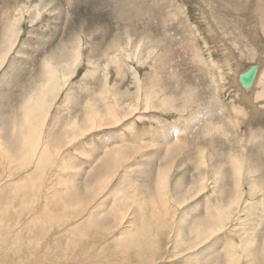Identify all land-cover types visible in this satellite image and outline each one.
Listing matches in <instances>:
<instances>
[{"label": "rangeland", "instance_id": "rangeland-1", "mask_svg": "<svg viewBox=\"0 0 264 264\" xmlns=\"http://www.w3.org/2000/svg\"><path fill=\"white\" fill-rule=\"evenodd\" d=\"M210 1L214 3L210 8L216 22L207 12L206 0H0V139L18 135L15 132L23 123L26 99H43L38 114H44L45 120L37 119V130L44 143L37 139L30 145L26 163L18 162L20 158L12 152L6 158L0 157V264H264V206H261L264 135L261 148L247 147L250 162L244 168V183L238 181L243 196L237 199L236 181L227 154L239 152L237 144L241 140L259 137L264 117L242 119L240 129L236 127L235 92L229 88V77L225 74L222 79L212 64L215 60L223 62L226 53L233 54L234 66L240 60L252 62L258 49H264V33L258 29L256 14L259 0H225L228 8L219 0ZM261 21H264L263 16ZM219 33L221 38L217 39ZM144 43L148 45L142 47ZM148 47L154 55L148 53ZM76 53L80 60L67 68L71 60L65 56ZM50 59L58 73L67 71L72 77L67 82L60 81L56 94L45 98L38 87L49 73ZM208 67H214V71ZM211 72L219 78L217 83L212 81ZM138 79L143 89L153 88L160 96H172L170 110L143 112L141 97L133 94L136 90L133 81ZM70 92L72 103L66 107L63 100ZM112 95H120L118 100L122 105L115 113L104 107L106 102L112 108ZM89 101H99L104 110L97 127L90 131L92 142L89 136L73 142L66 138V124L83 120L92 111L86 107ZM190 114L193 116L188 118ZM55 116H59V121H53ZM161 132L164 134L159 136ZM86 140L105 154L106 166L111 168L115 178L103 187L110 196L100 195L96 198L97 204L93 199L81 205L82 209H69L67 215L64 201L54 196L61 189L57 181L62 177L67 181L75 174L77 170H71L70 165L80 157L77 150ZM148 143L155 147L146 148ZM170 143L173 145L168 147ZM181 143L185 147L178 146ZM35 144L48 145L50 151L64 147L66 155L63 158L43 155L42 168L37 166L34 171L33 166L27 165L33 161ZM194 145L212 150L202 165L204 173H208L210 165L216 161L226 166V173L218 179H210L209 189L200 183L204 173L200 175L202 167L197 163L198 149ZM125 146H131L128 152ZM173 147H178L180 153L168 155ZM214 151L220 155L219 159L212 155ZM155 152L159 154L158 160H154ZM164 157L177 162L175 173L168 178L170 192L166 190L165 209L154 211L152 218L146 216V221L131 217L121 226L112 224L108 230L87 225L92 221L89 213L95 207L97 211V207L106 205L114 212L131 210L132 204L138 206L142 178L137 167L144 173L148 169L149 174L142 184L157 191L164 169L155 162L162 165ZM65 158L67 168L57 163ZM90 160L91 166L96 164L94 157ZM181 163L183 166L179 168ZM88 165L83 168L88 169ZM30 172L32 178L28 176ZM131 180L136 182V187ZM196 183L198 189H194ZM36 185L37 191L29 190L28 195L32 196H18L19 189ZM253 185L255 194L250 191ZM192 189L194 193H190ZM185 190L182 204L178 196L182 198ZM162 191L159 194L162 195ZM65 195L70 196V193ZM73 196L76 194L70 196V202L76 203ZM151 197L158 199V196ZM33 201L39 202V210L46 208L48 202V219L52 221L44 217L45 212L38 215L41 224L30 221L27 203ZM109 208L92 216H105L102 214ZM184 210L187 216L182 217ZM190 213L194 214L189 217ZM213 213L221 216L220 232L207 236L199 245L187 242L192 228L200 225V218ZM19 214L28 218L23 220ZM75 214L78 223L69 227L65 223ZM34 226L40 228L41 233L44 230L35 241L32 240ZM129 230L135 231L133 238L120 235L121 231L128 234ZM179 230L185 232L183 237H179ZM66 236L75 240L68 242ZM50 240L60 244V247L52 245V256L45 252ZM66 243L73 244V252H61Z\"/></svg>", "mask_w": 264, "mask_h": 264}, {"label": "bare ground", "instance_id": "bare-ground-1", "mask_svg": "<svg viewBox=\"0 0 264 264\" xmlns=\"http://www.w3.org/2000/svg\"><path fill=\"white\" fill-rule=\"evenodd\" d=\"M219 2H221V4H224L225 8H228V6L226 5L225 0L224 1H220L219 0ZM213 5H214V3L212 1L206 0L207 12L210 13L212 19L216 22L217 18L214 17L212 12H211V8H213ZM246 5H247V1H245V6ZM256 14L259 16L258 29H259L260 32L262 30L263 33H264V21H261V16L264 17V2H262L261 0H259L258 4L256 6ZM219 36H220V33H219ZM218 38L220 39L221 36L220 37L217 36V39ZM146 45H148V43H144V45H142V47H146ZM257 47H258V45H257ZM263 48H264V46H263ZM110 49H112V47H110ZM148 53H150V55H154V53H152V51H150V47H148ZM105 54H106V52H105ZM65 57L66 58L68 57L71 60V62L68 65H66L67 68H69L71 65L75 64L78 60H80L79 53H76L75 55H68V56H65ZM136 57H142V55H136ZM224 58H225V60L223 62L215 60V63H212V64H214V67L218 71V75H220V77L222 79H224L225 74L227 75V77H229V79H228L229 88L232 91L235 92V98L237 99V104H234V107H236L235 108V112H236V115H237V119H236L235 125H236V127L238 129H240L239 125H240L242 119L250 120L253 117H255L257 119H260V118L264 117V49L262 51H261V49H258L257 57L252 62H244V61L240 60V61H238V63H236L237 66H234L233 65L234 63L231 62V60H233V54L232 53H226ZM209 61H212V59H210ZM254 64H258L259 65V71L257 73L258 74L257 78H256V80H255V82L253 84V87L250 90H243L241 85H240V83H239V76H240V74L243 71L247 70L250 66H252ZM48 66L50 67L49 73L46 76V78L43 81V83L40 84L39 87H38V92L40 93V95L42 97H45V98H50L52 95L56 94V92L58 90L57 86L59 85L60 81L67 82L72 77L71 75H69L67 73V71H64L62 73H58V71L56 70L55 64L52 61V59H50V61L48 62ZM214 67H208V69H210V71H214ZM211 78H212V81L214 83H217L219 81V78L216 77V73L215 72H211ZM133 84L136 87V90L133 92V94L135 96H140L141 97L140 106H141V110L143 112H148L149 110H153V111H157V110L167 111V110H170V108L172 107V101H173V97L172 96H160V95H158V93H156V90L153 89V88H145V89H143L142 85L140 83V79L134 80ZM218 87H220V85H218ZM238 90H240L242 93L240 94ZM236 96H238L239 98L236 97ZM112 97H114L113 98V102H111L112 108H111L110 105L106 104L105 100L103 99L104 97H102L101 100L103 99L102 100L103 103L105 102L104 103V107H106L107 109L112 111V113H115V112H118L122 108V105L119 104V100H118V97H120V95H118V97L116 95H112ZM175 98L176 97L174 96V99ZM72 99H73V94H72V92H70V93H68L65 96V98L63 100L64 105L66 107H69L71 105V103H72ZM41 100H43V99H37L36 97L30 99V101H28V99H26V103L27 104L25 105L23 123L19 125V127L17 128V130L15 132V133H18V135H16L15 137H12L11 139H8V138H4L3 140L0 139V157H5L6 158V157L9 156V152H12V153H14L15 155H17L20 158L17 161L21 162L22 164H24L27 161H23V160H25L30 155L29 152H28L30 145L37 139L41 143H44V141L42 140L41 134L38 133V130H37L38 129L37 119L39 121H45L44 118H43L44 114H42V113L38 114L39 111L42 108L41 105H40ZM157 101H158V104H155V102H157ZM88 106L92 109V111L87 113L86 117L83 120H78L77 119V120H73V121H71V122L66 124L67 125V127H66V138H69L73 142H75L77 139H85L86 136L87 137L89 136L90 137L89 141L92 142V140H91V138H92L91 133L92 132H90V131L97 127V120L99 119V115L101 113H103L104 110H103V107L99 106V101H95V102L89 101L87 103L86 107H88ZM128 109H130L129 105H128ZM130 115H132V109H130ZM37 116L39 118H37ZM192 116H193V114H190V115H188V118H190ZM53 121H55V122L59 121V116H55ZM204 131H206V129H204ZM260 131H261V133H260L259 137H256L254 139L241 140L237 144L240 147L239 152L238 151H230V153H227L228 156H229L230 165H231V167L233 169V177H234V179L236 181V191H237V196L235 197L236 199L239 196H243V188L240 187V185H238V181H240V183H244V179H246V173H244V168H245V165H247L250 162L249 156L247 155V147L249 145H252L253 147H260L261 148V137L264 135V128L260 129ZM87 132H88V135H86ZM163 134H164V132H161L159 134V136H161ZM43 138H44V136H43ZM232 139H234V137H232ZM232 139H230V141H232ZM89 141L86 140V141H84V143H82L79 146V150H77V151H78L80 157L75 158L74 159L75 161H73V163L70 165V169L71 170L74 169V171L82 169L85 166V164H89L88 165L89 169L87 171H85L86 173H79V172L76 171L75 174L72 175L67 181H66L67 178H65V177H62V179H60V180L57 179V180H59L57 182H58L59 186H61V189L58 192H55V190H53L56 193L54 196H59L58 197L59 200L60 201L61 200L64 201L63 205H64L65 213H67L69 209H72V210L75 209V211H76V209L81 208V205L89 203L93 199H95L94 202H95V204H97L96 198L98 196L100 197V195H103L105 198L110 196V195L105 194L106 190L103 188L104 186H102L103 180H102L100 175H97V172L100 169L104 168V156H105V154H101L100 153V149L97 148L96 146H93V144H87ZM167 145H168V147H171L173 144L170 143V144H167ZM178 146L185 147V145L182 144V143L178 144ZM47 147H49V146L48 145L46 146L44 144L41 145L40 149H37L36 156L34 155L35 158H33L32 162L31 161L28 162L29 164L27 165V167L33 166L34 167V171H36L35 167H37V166H40V168H42L43 155H47V157H51L52 155H55L57 157L59 156V158L60 157L63 158L66 155L64 147H59V149L57 151H50L51 147L50 148H47ZM150 147H155V146H153L151 143L146 144V148H150ZM194 147H196L198 149V151H197V158H198L197 163H198V165H200V167H202V165H204V161H206V159H208V155H210V151H212V150H210L207 147H202V146L194 145ZM173 148L174 149H170V153H168V155H176V153H180V149H178V147H173ZM262 148H264V146H262ZM62 150H63V154H62ZM167 152H169V151L167 150ZM191 155H192V153H191V149H190V156ZM212 155H214V157H218V159L220 157V155L216 151H214V153H212ZM92 157H94V161L93 162L96 163L93 166H91L92 162L90 160V158H92ZM158 157H159L158 152H155L154 153V160H156V159L158 160ZM67 161H68V159L65 158V160H63L62 162L58 161L57 163H58V165L61 164V166L62 165H66L65 167L67 168V164H66ZM162 162H163L162 165H158V161L155 162V164L157 166H160V167H162V169H164V173H160V176H159V179H158V182H157V184H158L157 193L161 192L162 190H167L168 192H170L169 191V185H168L169 184L168 178H169V175H171L172 173H175V169L177 168V166H176L177 162L176 161H171V160L166 159V157H164ZM130 164H133L132 161H130ZM208 165H210V161H208ZM182 166L183 165L181 163L179 168L182 167ZM15 168H13V169H15ZM19 168H21L20 165H19ZM58 168H59V166H58ZM58 168L54 167V170L58 171V170L61 169V168L60 169H58ZM225 168H226V166L221 161H216V163H214V165H210V171H208V173H204V167H202V171H200V175H202V173H204V177H202V179H200V183H202V187L209 189V187H210V179H218V177H220L222 175V173H226ZM137 170L141 173V178L143 180L147 176L146 173L142 172V169L140 167H137ZM61 171H63V169H61ZM32 174L33 173L30 172L28 174V176L30 178H32V176H31ZM107 174L109 175L108 178H107V182H109V181H111V180H113L115 178L114 175H113L114 172H112L111 169L107 171ZM60 176H62V175H60ZM46 179H47V177H46ZM176 179L178 180L177 177H176ZM194 179H196V177H194ZM142 180H141V186L139 187V191H142L143 193H145L147 195H151L149 187L146 184H142ZM17 185H19V184H17ZM144 186H145V188H144ZM194 189H198V183H196V185H194ZM19 190L20 191L18 193V196H25V195L26 196H32V195H28L29 194V190H31V192L37 191L38 190V185L30 186V187L28 186L27 188L23 187V188H21ZM255 190H256V187L253 185V187L250 188V191L253 194H255ZM204 191H205V189H204ZM65 193H70V196L76 194V196H73V199H72V200L76 201V203L70 202V199H71L70 196H66L67 194L64 196ZM183 193H184V195H183L182 198L180 196H178V198L181 199L182 204L185 203L184 200H185V196H186V190ZM190 193H194L193 189L190 191ZM79 194H86L87 196H80ZM6 197H8V196H5V198ZM21 201H20V203H21ZM52 201H54V200H52ZM101 201L102 202L100 204H103V200H101ZM47 203H45L46 208H44L43 210L42 209L39 210V207H40L39 206V202L33 201V202L29 203V204L27 203L28 210L30 211V216H28V217H31L30 221H33V223L36 222L35 224L40 223L41 220H40L38 215L41 212H43V213L45 212V216L44 217H47V219L49 218L48 217V215H49L48 206L49 205ZM58 203H59V201H58ZM261 203H262L261 206H264V197L262 198ZM136 204H138V206H140V208H141V210L143 212L142 218H141V216L139 214H136V215L133 214L134 212H136V211H132L133 206H131V210L124 209V211L117 210V211H114V212L112 210H109L108 213L110 214V216H107V217L102 216V217L99 218V216L97 217V215L92 216V213H94V212L97 213V214H98V212H102V209H100V208H97V211H95L96 210V207H95L94 208L95 210L89 213V220L92 219V221L90 223L88 222L87 225H89L92 228H101L103 230H108L109 226H111L112 224L115 223L116 225H120L121 226L122 222L125 219H127V218L131 219V217H133L134 219L135 218L138 219L140 222L146 221V216H149L150 218H152L151 215L154 213V211H156L158 209H162L163 210V209L166 208L167 196L165 194H162V195L158 194V199H153V197H151V196H145L144 194H142L140 196V199H138L136 201ZM7 206H6V208H7ZM26 206H24V211L25 212H26V209H27ZM9 207H10V205H9ZM9 207H8V209H9ZM149 208L152 209V213L149 212V210H148ZM1 210H0V212H1ZM5 210L6 209H4V211ZM135 210H137V209H135ZM7 214H9V212ZM76 214L75 215H70V216H72L71 217L72 220L69 219L68 221H70V222L65 223V224H67L70 227L73 224L78 223L76 221V220H78V217H77ZM83 214L84 213L81 211V216ZM181 214H182L181 215L182 217L187 216L185 210ZM193 214L194 213H190V214H188V216L190 217ZM42 215H44V214H42ZM67 215H68V213H67ZM26 216L27 215H25V214L24 215H20V214L18 215V217H23V220L28 218ZM198 216H200V215H198ZM73 219H74V223H73ZM115 219H118V221L115 220ZM200 219H201L200 222H199L200 225L196 226V228H192L191 235L188 237L189 239L187 240V242L191 243V241H192V242L196 243V245H199V244H201V243H203V242H205L207 240V236L213 237V236L216 235V233L220 232V230L223 228V223L221 222V216H216V213H213V215L206 214V216H202ZM99 220L105 221L107 223L106 226H99L98 225V221ZM50 221H52V220H49V222ZM18 224H17V226H18ZM56 225H57V223H56ZM25 226L26 225H24L23 227H25ZM41 227L44 228L45 230H48L49 226H47V227L41 226ZM112 227H113V225H112ZM74 228H72V229L74 230ZM137 228H138V225H137ZM27 229L28 228H26V230ZM32 229H34V231H33V239H32L34 241L38 240L37 239L38 235L44 233V230L41 233L40 232V228H38V227L36 228L34 226ZM49 229H50V227H49ZM179 231H180L179 232L180 233L179 237H183L185 232L182 231V230H179ZM134 233H135V231H133V230H129L128 234H126V232L123 233L121 231L120 235L124 236V237H125V235H127L131 239V238H133L132 234H134ZM73 236L74 235H72V237ZM197 238H199L200 240L199 241H197V240L195 241L194 239H197ZM54 239H56V238H54ZM65 239L68 240V242H70L72 240L71 237H67V236L65 237ZM40 240H42V239L40 238ZM74 240L75 239H73L72 242ZM77 241H78V239H77ZM71 243H68V244L66 243L65 246H63V249L61 250V252L62 253H66L68 251H72L73 252V249H72L73 248V244H71ZM239 243H240L239 246L242 248L241 240H239ZM56 244H57L56 242L54 243L52 240H50L49 243L45 246V252L46 253L48 252L52 256L53 254L51 252H53L52 251L53 246H56ZM57 246L60 247V244H57ZM39 247H40V245L37 246V248H39ZM75 247H76V245H75ZM208 249H211V246H210V248L208 247ZM57 251H60V250H57ZM154 251H155V253H157L156 250H154ZM33 256H35V255H33ZM232 261H233V259H232Z\"/></svg>", "mask_w": 264, "mask_h": 264}, {"label": "crops", "instance_id": "crops-1", "mask_svg": "<svg viewBox=\"0 0 264 264\" xmlns=\"http://www.w3.org/2000/svg\"><path fill=\"white\" fill-rule=\"evenodd\" d=\"M171 140V139H170ZM37 141V140H36ZM171 142H173V141H171ZM130 148H131V146H125V150L128 152L129 150H130ZM37 149H40V146H37L36 144H35V150H34V153L32 154V156H33V158H35V156H36V153H37ZM35 155V156H34ZM105 157V156H104ZM24 161H26V160H24ZM73 163V162H72ZM71 163V164H72ZM133 163H134V165L136 166V160H134L133 161ZM89 169V168H88ZM88 169H84V168H82V170H83V172H85V171H87ZM111 168H109V167H107L106 166V163H105V160H104V168H102V169H100L98 172H97V175H100L101 176V178H102V180H103V183H102V186H104L106 183H108L107 182V178H108V174H107V171L108 170H110ZM74 170V169H73ZM82 170H77V172H79V173H83L82 172ZM139 172V171H138ZM140 173V172H139ZM145 173H146V175H148L149 174V172H148V169L145 171ZM154 173H155V175H156V171H155V168H154ZM154 177H156V176H154ZM130 183L134 186V187H136V182L135 181H130ZM141 186V185H140ZM147 190V189H146ZM150 190V194L151 195H147V194H145V193H143L142 191H139V194H138V198L140 199V196L142 195V194H144V195H147V196H158V194L159 193H157V191L155 190V189H149ZM162 193L163 194H165L166 196L168 195L167 194V192H166V190H163L162 191ZM90 203V202H89ZM85 205V204H84ZM131 206H133V208H132V211L133 210H135V209H137V212H134L133 214H139L140 216H141V218H142V216H143V212H142V210H141V208H140V206H135V205H131ZM97 208H100V209H103V208H109L108 206H106V205H104V206H102V207H97ZM110 210V208L107 210V212L106 213H104V214H102V215H107L108 214V211ZM149 210V212H151L152 213V209L151 208H149L148 209ZM101 213V212H100ZM128 219V218H127ZM115 220H117L118 221V219H115ZM126 220H124L123 222H125ZM142 221V220H141ZM104 224V225H103ZM106 222L105 221H98V225L99 226H106Z\"/></svg>", "mask_w": 264, "mask_h": 264}, {"label": "water", "instance_id": "water-1", "mask_svg": "<svg viewBox=\"0 0 264 264\" xmlns=\"http://www.w3.org/2000/svg\"><path fill=\"white\" fill-rule=\"evenodd\" d=\"M258 71L259 65L254 64L240 74L239 83L243 90H250L253 87Z\"/></svg>", "mask_w": 264, "mask_h": 264}, {"label": "flooded vegetation", "instance_id": "flooded-vegetation-1", "mask_svg": "<svg viewBox=\"0 0 264 264\" xmlns=\"http://www.w3.org/2000/svg\"><path fill=\"white\" fill-rule=\"evenodd\" d=\"M238 85V84H237ZM242 93V92H241Z\"/></svg>", "mask_w": 264, "mask_h": 264}]
</instances>
